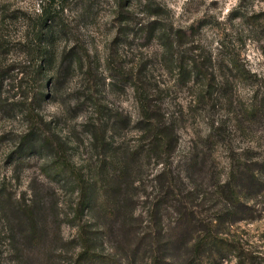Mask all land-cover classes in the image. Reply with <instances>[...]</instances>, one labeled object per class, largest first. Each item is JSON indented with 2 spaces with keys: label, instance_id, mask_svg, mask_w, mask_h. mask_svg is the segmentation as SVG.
<instances>
[{
  "label": "rangeland",
  "instance_id": "rangeland-1",
  "mask_svg": "<svg viewBox=\"0 0 264 264\" xmlns=\"http://www.w3.org/2000/svg\"><path fill=\"white\" fill-rule=\"evenodd\" d=\"M57 1L66 27L47 71L45 59L41 65L33 55L39 44L32 26L44 1L0 0V264H70L80 248L79 219L92 248L119 249L123 258L120 230L104 235L100 206L111 194L130 196L128 207L146 224L143 196L160 165L142 158L124 186L113 184L111 167L125 148H143L139 96L173 118L171 160L178 168L196 151H212L215 161L193 177L199 197L219 170L223 177L228 156L250 160L264 143V0ZM34 122L92 187L81 216L74 215L77 188L67 175H54L53 153L22 148ZM105 129L109 146L102 152L90 130ZM206 135L215 136L209 147ZM40 140L36 134L31 142ZM33 201L45 223L38 246L16 237L12 213ZM253 217L227 226L225 236L262 256L264 212Z\"/></svg>",
  "mask_w": 264,
  "mask_h": 264
},
{
  "label": "trees",
  "instance_id": "trees-1",
  "mask_svg": "<svg viewBox=\"0 0 264 264\" xmlns=\"http://www.w3.org/2000/svg\"><path fill=\"white\" fill-rule=\"evenodd\" d=\"M43 1L32 26L36 27L34 38L39 44L33 55L40 59L41 65L45 59L44 68L51 71L54 57L51 50L66 26L60 17L62 7L58 1ZM43 85L44 82L40 81L36 92L39 96ZM138 104L140 129L146 135L142 140V147L145 149L142 152L143 148L135 145L125 148L121 151L122 157L112 159L111 167L113 184L118 182L121 183L119 186H124L131 181L134 169L142 166V158L146 161L153 159L154 163L160 165L151 178V192L143 196L146 203L143 219L146 224L142 226V216H136L134 210L128 207L132 197L120 199L113 194L107 196L100 206L105 219L102 220L103 233L109 237L120 230L116 234H120L118 241L122 242L120 247L125 252L123 258L119 249L102 253L92 248L87 235L88 229L79 219L76 237L80 248L70 264H134L138 257L146 258L147 264H224L232 259L234 264H264V252L262 256L253 254L245 250L238 241L225 236L226 227L235 221L248 216L252 219L253 215L264 212V143L256 148V154L250 160L245 154L228 156L223 177L220 176L222 170L215 173L213 182L205 184L209 192L204 197H199V188L194 179L195 171L204 166L205 172L206 165L211 166L208 162L215 161L212 151L204 154L196 151L178 168L177 161L173 164L171 160L177 144L173 118L162 113L143 96L138 97ZM248 113L252 116L256 112ZM90 133L102 152L107 151L109 145L105 139L106 129L101 132L90 130ZM36 134H41L38 144L31 142ZM214 138L215 136L206 135L202 141L209 147L214 143L211 142ZM21 143L22 148L45 149L53 153L50 164L56 169L54 175H67L77 188L74 215L80 213L81 216L89 204L92 187L82 178L81 172L78 174L74 171L61 146L37 122L32 123L27 137ZM215 144H219V141ZM206 178H210V173ZM39 206L41 203L37 201L30 204L18 203L12 212L16 237L24 243H34L35 246L44 238L45 223L41 220L43 210ZM166 215L169 221L164 225L162 220Z\"/></svg>",
  "mask_w": 264,
  "mask_h": 264
}]
</instances>
